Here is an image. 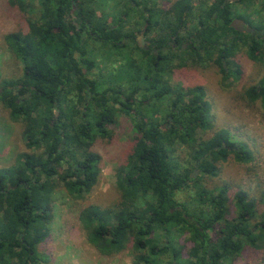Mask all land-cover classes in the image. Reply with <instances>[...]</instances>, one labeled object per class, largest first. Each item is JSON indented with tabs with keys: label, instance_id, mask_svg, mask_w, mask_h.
Returning a JSON list of instances; mask_svg holds the SVG:
<instances>
[{
	"label": "trees",
	"instance_id": "trees-1",
	"mask_svg": "<svg viewBox=\"0 0 264 264\" xmlns=\"http://www.w3.org/2000/svg\"><path fill=\"white\" fill-rule=\"evenodd\" d=\"M30 1L8 0V4L26 10ZM38 1L40 13L27 21L28 28L9 31L4 37L21 63L22 74L1 81L0 100L10 119L22 122L28 150L16 156L13 166L0 168V264H41L37 245L49 234L52 191L61 184L73 198L90 192L100 171L96 148L103 141L114 143L120 126L118 113L134 126L135 133L126 162L116 171L119 201L106 208L90 204L79 212L92 246L111 255L131 240V264H234L248 247L264 252V212L258 223L249 224L257 201L238 190L233 196L234 209L230 208L226 185L214 190L201 181L202 174H216V163L230 154L247 160L243 146L234 145L224 130L196 142V130L209 125L202 86L176 91L156 78L176 58V36L180 59L201 62L215 50L224 57L232 44L245 48L249 59L264 64V25L255 24L252 33H242L230 25L235 15L232 0H212L196 32L180 36L176 15L181 22L189 18L191 0H176L171 11L174 25L164 41L169 28L140 8L139 16L149 22L147 30L157 31L153 49L136 43L141 54L139 63L133 64L123 54L130 49V41L135 43L137 31L125 32L123 20L133 6H143L142 0H131L111 23L97 15L90 0ZM94 48L117 51L126 58L119 71L126 85L121 80L114 85L112 79L117 75L113 73L111 77L92 75ZM143 63L153 72L135 75L134 69ZM148 90L154 91V97L148 96ZM246 92L264 107V79ZM169 94L163 127L162 117H150L145 107L146 102ZM177 140L192 148L196 175L186 167L179 170L171 161L170 148ZM184 189L193 192L192 199L178 200L177 193ZM259 201H264V188ZM177 231L191 236L194 261L177 256L172 241ZM159 233L164 239L160 242ZM165 254L170 255L168 260Z\"/></svg>",
	"mask_w": 264,
	"mask_h": 264
},
{
	"label": "rangeland",
	"instance_id": "rangeland-1",
	"mask_svg": "<svg viewBox=\"0 0 264 264\" xmlns=\"http://www.w3.org/2000/svg\"><path fill=\"white\" fill-rule=\"evenodd\" d=\"M175 1L142 0L143 7L156 16H160L165 25L173 24L171 11ZM90 2L96 8L97 15L107 19L109 23L113 22V18H116L121 10L132 4L131 0H90ZM230 4L232 11L235 12L234 16H244L253 25H264V0H232ZM40 7L38 0L30 1L26 10L12 8L9 6L8 0H0V84L3 80L18 79L22 74L21 63L6 45L5 35L15 29H27V21L32 22L38 17ZM140 8L142 9V7L133 6L130 9L128 17L123 20L124 31L142 30L144 19L139 16ZM186 25H189L188 21ZM152 36V32L138 33L135 36L137 42L136 39H134L135 43L130 41V49L123 55L128 59L131 58L133 64H138L141 53L136 45L138 42L141 46L151 45ZM168 37L169 33L165 39ZM215 53L209 59L210 61L202 60L198 64L189 59H180L178 55L177 58L162 67L163 72L156 78L161 82L160 84L170 85L176 91L181 87L202 86L205 93L203 102L209 108L207 113L209 125L196 130V142L202 139L207 140L215 132L224 130L227 131L234 145L243 146V150L247 153V160H238L234 154H230L226 160H219L216 163V174H202L201 181L205 187L214 190L226 185L229 207L233 209V196L236 191H246L249 198L257 201L254 213L249 219V224H255L262 219L264 212V201H259L264 188V107L259 100L252 101L246 91L249 87L260 84L264 79V64L249 59L246 56V49H242L238 45L235 47L231 44L226 48V53L232 55L225 58L224 64L219 55ZM93 54L96 59L93 76L111 77L113 73L117 75L115 76L117 79H112L114 85L120 80L125 85L127 84L126 80L121 79L122 73L119 72L123 71L121 65L126 60L125 57L121 58L117 51L113 52L109 49L103 52L101 49L94 48ZM134 61L136 62L134 63ZM143 65V67L134 69L135 75L140 71H146L148 74L153 72L148 64L143 63ZM223 68L224 70H222ZM147 94L154 97L155 93L148 90ZM170 101V94L162 96L150 104L148 101L145 111L150 117H162L163 120L167 118V107ZM132 107L136 108L137 106L133 104ZM116 118L120 126L115 132L114 143L107 145V141H103L96 148L101 157L100 171L90 192L83 198H73L61 184H58L52 191L49 234L44 241L37 245L40 260H42L41 264H131L134 260L131 240H128L124 248L117 253L101 254L88 241L86 231L79 219L80 210L87 205L92 204L106 208L113 207L119 201L116 171L126 162L135 129L131 123L125 122L122 113H118ZM162 123L165 127L164 120ZM22 129V122L12 121L8 108L0 100V168L13 166L16 156L20 152L28 150L22 138ZM192 152L190 145L183 140H177L175 145L170 148L171 161L178 169L186 167L194 171L196 175L198 172L194 170L195 160ZM176 196L178 200H190L193 197V192L184 189ZM157 240L159 242L164 240L160 233ZM172 241L178 257L194 261L191 236L177 231ZM169 258V254L164 255V260ZM233 263L264 264V252L262 249L248 247L233 260Z\"/></svg>",
	"mask_w": 264,
	"mask_h": 264
},
{
	"label": "flooded vegetation",
	"instance_id": "flooded-vegetation-1",
	"mask_svg": "<svg viewBox=\"0 0 264 264\" xmlns=\"http://www.w3.org/2000/svg\"><path fill=\"white\" fill-rule=\"evenodd\" d=\"M198 1V3L196 4V2ZM191 0V10H190V17L189 18H184V20H183V22H181L179 19H178V15H176V33H178V35H180V36H182V35H185L188 31H190V30H193V32H196V26L197 25H199V18H200V16L201 17H203V18H206L207 17V13H208V11H209V9H210V5H211V2H212V0H210V2H208V0ZM145 2V1H144ZM142 4H143V2H142ZM202 4H205L204 6L202 5ZM141 10H143V12H144V14L148 17L149 16V14H151V15H155V14H153V13H151V12H149L147 9H145L143 6H142V9ZM153 19L155 20V19H158L160 22H161V26H165V27H168L169 29H167L168 31L166 32V35L168 34V33H170V31L169 30H171L170 29V27H172L173 25H174V23L172 24V25H168V24H164L163 23V21L160 19V16H154L153 17ZM189 22V25L187 26L186 25V22ZM144 24H143V28H142V30L141 31H137L136 29H131V30H135V31H137V33H136V35L138 34V33H141V34H143V33H145V34H147V33H150V32H152L153 33V36L152 37H154V36H156V31H157V29L156 28H152V29H150V30H147V27H148V25H149V22L145 19L144 20V22H143ZM230 25L234 28V29H236V30H239V31H241L242 33H246V34H250V33H252L253 31H254V27H253V24H252V22L249 20V19H246L244 16H234L233 18H232V20H231V23H230ZM217 27H219L218 25H217ZM148 31V32H147ZM212 33L210 32V34H208V35H204V37H205V40H208L209 38H210V35H211ZM135 35V36H136ZM165 35V36H166ZM169 37H170V34H169ZM168 37V38H169ZM135 39H136V37H134ZM168 38L167 39H165V37H164V41H168ZM153 39V38H152ZM136 42H137V39H136ZM138 44H139V42H138ZM187 44L188 43H184V46H187ZM140 45V44H139ZM155 45V43L153 44V42H152V40H151V45H144V46H141V47H143V48H145V49H147V50H149V49H153V48H151V46H154ZM178 38H177V36H176V56H178L179 55V53H178ZM239 46V45H238ZM242 46H240V48H241ZM242 49H243V47H242ZM216 52V53H215ZM219 51H213L212 53H211V55H210V57L209 58H201V61L202 60H204V61H207V60H209L210 58H211V56L215 53V54H217V55H219V53H218ZM226 52V51H225ZM229 54V53H228ZM228 54H226L224 57L223 56H220L219 55V57H220V59H221V61H222V63L224 64V61H225V58H227L228 56ZM203 55H205V54H203ZM177 58V57H176ZM210 61V60H209ZM208 61V62H209ZM195 63H200V62H195ZM224 66V65H223Z\"/></svg>",
	"mask_w": 264,
	"mask_h": 264
}]
</instances>
